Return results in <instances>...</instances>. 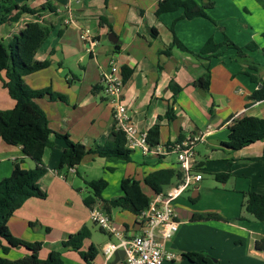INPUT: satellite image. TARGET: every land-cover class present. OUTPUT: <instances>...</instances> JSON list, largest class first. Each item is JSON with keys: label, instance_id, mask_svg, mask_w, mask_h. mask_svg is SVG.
Wrapping results in <instances>:
<instances>
[{"label": "crops", "instance_id": "crops-1", "mask_svg": "<svg viewBox=\"0 0 264 264\" xmlns=\"http://www.w3.org/2000/svg\"><path fill=\"white\" fill-rule=\"evenodd\" d=\"M158 1L109 0L107 4L105 0H33L29 6V0H15L20 6L40 10V21L55 24L51 35L36 54V59L40 61L51 60V66L42 71L54 76L40 80L37 87L30 82L41 71L26 76L24 80L33 89L50 87L67 97L65 107L62 101L39 99L41 103L50 106L51 102L57 110H61L57 124L62 132L60 134L70 135V120L81 117H73L71 107L77 111L84 107L89 113V125L79 127L70 138L82 144L87 152L110 139L115 130L112 106L103 97L102 87L95 94L92 90L95 85L103 86L102 74L109 72L110 63L114 60L122 74L123 68L131 71L123 88L129 123L139 133H148L151 127L160 125L161 135L160 145L150 146L151 154L134 149L131 161H110L88 153L76 166L75 172L68 173L66 168L59 169L67 144L63 138L60 140L53 134L54 145L46 148L43 156L48 172L40 180L47 198L27 200L10 219L9 228L17 238L42 242L41 259H47L51 252L57 251L62 254L64 264H86L79 253L65 245L72 234L88 228L90 208L84 203L83 182L87 186L88 181L97 178L96 171L110 169V175L102 172L109 185L103 191V201L97 199V202H101L111 217L114 210H118L114 226L125 236H133L139 231L137 218L130 227V219L124 215V212L130 211L112 208L106 202L124 196L121 188L124 178H134L144 187L145 178L151 172L168 168L179 170L176 153L169 151L168 146L210 126L212 133L196 148V169L203 178L190 188L186 197L181 195L176 201L180 228L174 238L166 242V252L175 254V258L166 259L162 264H196L182 257L183 253L194 251L205 252L221 264H264V251L256 247L257 242H264V222L254 220L243 211V192L264 194V140L240 150L224 145L237 120L246 116L264 118V100L253 98V93L264 84V0H195L200 5L210 1L214 3L208 9L211 19L183 18L182 9L156 16ZM48 3L55 11L43 9ZM102 16L108 18L110 26H101ZM69 18L72 22L66 24ZM35 19V16L25 13L18 22L1 25L0 39L10 43L27 23ZM111 30L121 42L117 44L119 49L109 41ZM85 31L89 32V38L82 40L80 37L86 51L83 53L74 36L77 34L79 37ZM174 36L195 52L200 51L210 38L221 43L226 37L240 47L253 42L258 50L245 49L247 57L244 59H238L236 49L225 46L212 57H199L177 47L169 56L160 54L161 50L172 45ZM87 55L90 57L88 61ZM71 59H76L80 70L91 73L85 86V97L72 98L69 94L68 89H83L73 71L62 78L66 60ZM252 62L259 69H252ZM249 73L258 76L259 80L253 81ZM208 75L209 90L194 85L198 79L206 81ZM55 79H65L67 89L55 90ZM49 80L51 85L46 82ZM173 85L182 90L175 94ZM0 91V109H3L1 104H7L6 109L13 108L15 101L1 83ZM39 100L37 104L47 114ZM170 108L175 112L172 120L167 117ZM96 120L100 121V126L95 127ZM173 155L176 156L175 161L171 159ZM17 164L24 169H32L36 165L21 146L8 145L0 137V180L11 175ZM228 171L231 177L226 183L215 179L214 174ZM63 174H68L67 179H63ZM205 175L212 179L206 181ZM195 214H213V218L195 220ZM85 242L87 247L95 245L92 234ZM83 250L87 248L84 246ZM26 254L25 249H13L7 257L17 260Z\"/></svg>", "mask_w": 264, "mask_h": 264}, {"label": "trees", "instance_id": "trees-1", "mask_svg": "<svg viewBox=\"0 0 264 264\" xmlns=\"http://www.w3.org/2000/svg\"><path fill=\"white\" fill-rule=\"evenodd\" d=\"M108 4L109 0H105ZM212 1L200 5L195 0H159L155 11L156 16L163 13L183 10V18L193 19L196 17H205L211 19L208 9L212 8ZM45 10L55 11V8L48 3L43 6ZM42 11V10H41ZM35 16V20L26 24L25 28L10 43H5L0 39V83L7 90L8 95L15 101L11 109H0V137L11 146H21L24 153L35 162L32 169H24L16 165L11 175L0 180V264H64L62 254L53 251L47 259H41L40 253L43 249L42 242H29L15 237L10 228V219L16 212L23 207L27 200L31 198L46 199L45 192L40 185V180L47 174L48 168L43 163V156L46 148L52 147L54 141L53 134L63 138L67 144L64 149L59 169L78 166L83 158L88 154H94L110 161L125 160L131 161L133 150L127 147L125 133L122 130H114L110 139L104 145H96L90 152H87L83 145L74 142L69 134H60L50 128V121L47 114L39 107L37 100L48 98L50 101L68 102L64 94L53 91L50 87L43 89H32L25 82L24 78L33 73L45 70L51 66V60L40 61L36 59V54L47 38L55 28L52 22L40 21V10L31 9L27 6H20L15 0H0V26L7 23L18 22L23 14ZM102 27L110 26L108 18L102 16L100 19ZM154 31V30H153ZM157 35L156 32H153ZM264 37V34H263ZM233 48L237 50L238 59L246 58L245 49L258 50L255 43L240 47L228 37L224 42L218 43L214 38H210L203 48L198 51L190 50L183 42L174 36L172 45L166 50H161L160 54L171 55L174 47L196 56L209 55L214 56L222 47ZM117 49L120 46H116ZM264 52V51H263ZM252 69H259L252 62ZM131 75L128 68H123V78L126 82ZM250 75L253 81H258L259 77ZM69 83H72L67 78ZM209 75L204 81L202 78L194 82V85L209 90ZM103 86H93L92 92L95 94ZM175 94L179 93L181 87H175ZM256 101L264 100V84L260 89L253 93ZM167 117L172 120L175 118V112L172 108L167 112ZM160 125H154L147 133V141L151 147L160 145ZM264 140V118L246 116L235 122L231 127L228 143L224 145L234 150H240L256 142ZM182 172L176 168L162 169L151 172L145 178V185L149 187L153 194H158L171 187L181 179ZM215 179L220 183H226L231 177L230 171L214 174ZM109 183L104 178L95 179L87 182V186L92 190V195L84 198V203L89 208L93 207L97 199L103 201V191ZM124 196L107 201L112 208L127 210L136 217L147 208L151 197L147 195L140 181L134 178H124L121 183ZM244 213L252 216L258 222H264V194L255 192H243ZM196 201V200H194ZM195 220H208L213 218V214H195ZM240 219H243L240 216ZM104 233H107L102 228ZM91 236L90 230L84 227L76 234H72L66 242V246H71L74 251L79 253L86 264H94L99 251L94 244H91L87 250H83L84 242ZM259 250L264 251V242L259 241L256 244ZM13 249H25L28 254L25 257L11 260L7 255ZM182 257L196 264H221L216 258L205 252H186Z\"/></svg>", "mask_w": 264, "mask_h": 264}, {"label": "built area", "instance_id": "built-area-1", "mask_svg": "<svg viewBox=\"0 0 264 264\" xmlns=\"http://www.w3.org/2000/svg\"><path fill=\"white\" fill-rule=\"evenodd\" d=\"M70 22H72L70 18L65 21L66 24ZM80 37L87 40L89 32H83ZM102 84L103 97L112 106L115 130H122L125 133L127 147L131 150L141 149L144 154L153 153L147 141V133H139L136 127L129 123L128 109L123 101L125 81L114 60L110 63L109 72H103ZM211 133L212 127L208 126L205 130L193 132L168 146L169 151L176 153L182 177L167 191L152 195L147 208L137 216L139 223L137 234L125 236L114 226L111 215L100 204L90 208V219L110 236L118 239V242H109L104 246L105 264H112L118 250L126 252L121 264H162L166 259L175 258V254L166 252V242L173 239L180 228L175 204L185 191L202 180V174L196 169V148ZM74 172V167L68 168V173ZM62 177L67 179L68 174H63Z\"/></svg>", "mask_w": 264, "mask_h": 264}, {"label": "rangeland", "instance_id": "rangeland-1", "mask_svg": "<svg viewBox=\"0 0 264 264\" xmlns=\"http://www.w3.org/2000/svg\"><path fill=\"white\" fill-rule=\"evenodd\" d=\"M20 1V0H19ZM30 2H29V6H31L32 4V1L33 0H29ZM110 19V18H109ZM75 38H77V40H78V43H79V45H80V47L83 49L82 50V52L83 53H86V51H85V49H84V43H83V41L80 39V36L78 37V35L76 34L75 36H74ZM88 60H90V57H89V55H87V61ZM86 61V62H87ZM76 59H71L70 61H68V60H66V66H65V69H64V73L62 74V78H64V76L66 75V74H69L70 72L69 71H73V73L75 74V76H76V78H77V80L78 81H81V83H82V90L81 91H78V90H74V88H71V89H68V91H69V94H71V96H72V98H73V96H81V97H85V93H86V90H85V86H86V84H87V81L89 80V78H90V76H91V73L90 72H83L82 70H80L78 67H77V65H76ZM86 62L84 63V66H86L87 64H86ZM57 69L58 68H56L55 70H56V72H57ZM55 72V74H58V73H56ZM58 75H60V74H58ZM47 76H49V77H51V76H54V74H51V73H48L47 71L46 72H44V71H41L40 73H39V75H35L33 78H32V80H34V81H31L30 83H31V85H33V87H37L36 85L40 82V80H45V77H47ZM61 76V75H60ZM49 79V78H48ZM51 80V79H50ZM50 80L49 81H46V82H48V85H51L50 83ZM65 84H67V82H66V80L65 79H61V80H59V79H55L54 80V82H53V88L55 89V90H57V91H64V90H66L67 89V87L65 86ZM62 87H64V89H62ZM33 89V88H32ZM35 89V88H34ZM36 90V89H35ZM2 92L0 91V94H1ZM71 98V99H72ZM44 99V98H43ZM45 99H47L48 101H49V99L46 97ZM38 102H40V104H41V106L42 107H44L45 108V110H46V112H47V116H48V118H49V120H50V128L51 129H54L57 133H62L61 132V130L58 128V126H57V124H58V121H60V116L62 115V112H61V110H57L53 105H52V103L50 102L49 104H50V106H47V104H45V103H41V101L39 100ZM62 104V106L63 107H65V103H61ZM1 108H3V109H6V108H8V106H7V104H5V105H3V104H1ZM71 112H72V116L73 117H76V116H81V117H78L77 119H75V120H70V133L71 134H74V131H77L78 129H79V127L80 128H86L88 125H89V123H88V116H89V113H88V111H87V108H84V107H82V108H80L79 109V111H77V110H75V108L72 106L71 107ZM106 112H108V111H106ZM97 126H100V121L99 120H96V122H95V127H97ZM70 134V135H71ZM64 135V134H63ZM60 139V138H59ZM61 140V139H60ZM225 143H228V142H225ZM175 158H176V156L175 155H173L172 157H171V159H172V161H175ZM102 172L103 173H107V175H110V169L108 170V169H106V170H98V171H96V179H99V178H103V176H102ZM212 179V177L211 176H209V175H205V180L207 181V180H211ZM113 185H114V183H113ZM112 185V186H113ZM82 189H83V197H86V196H88L89 194H91L92 193V190L88 187V186H86L85 184H84V182H83V184H82ZM144 189H145V191L147 192V193H149V195L150 196H152V191L148 188V187H146L145 185H144V187H143ZM79 189H77V191H78ZM168 190V188H166V190L165 191H167ZM191 191V189H189V190H187V191H185V193L184 194H182L183 196H182V198L183 197H186V195L189 193ZM119 214V211L118 210H114V212H113V218H112V221L113 222H116L117 221V215ZM124 215H125V217L126 218H129L130 220L128 221L129 223H128V225H130V227L132 226V224L133 223H135V221H136V216L134 215V214H132L131 212H124ZM87 226H88V228H89V230H90V232H91V234H92V240L95 242V245H96V247L98 248V250H99V255H98V257H97V260H96V264H103V261L105 260V257H104V254H103V251H102V247L104 246V245H106L108 242H117V239L116 238H113L114 236H111L110 237V234L109 233H104L102 230H101V226H99L98 224H96V223H94L91 219H90V217H89V219H87ZM87 243L86 242H84V246L88 249V247H87V245H86ZM75 255V254H74ZM217 259V258H216Z\"/></svg>", "mask_w": 264, "mask_h": 264}, {"label": "water", "instance_id": "water-1", "mask_svg": "<svg viewBox=\"0 0 264 264\" xmlns=\"http://www.w3.org/2000/svg\"><path fill=\"white\" fill-rule=\"evenodd\" d=\"M108 38H109V41L115 45L121 43L119 41L118 37L115 35V33L112 32V30L109 32ZM114 256H115V258H114L112 264H121V262L126 257V252H125V250H118L115 252Z\"/></svg>", "mask_w": 264, "mask_h": 264}]
</instances>
